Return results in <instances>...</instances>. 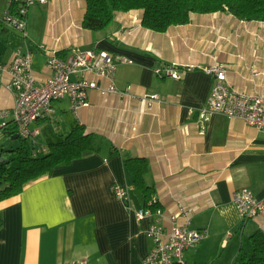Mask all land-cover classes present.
<instances>
[{"label":"crops","instance_id":"obj_1","mask_svg":"<svg viewBox=\"0 0 264 264\" xmlns=\"http://www.w3.org/2000/svg\"><path fill=\"white\" fill-rule=\"evenodd\" d=\"M7 3L0 0V19ZM85 7V0L34 5L27 14V38L10 30L0 41V63L30 50L35 74L44 81L51 75L46 65L51 52L104 51L130 60L116 68L118 89L131 86L133 94H157L162 102L147 110L129 97L89 91V106L78 116L68 99L56 102L53 119L33 125L39 143L60 142L79 125L97 136L98 150L0 202V264H142L153 243L146 235L148 221L134 216L143 200L124 157L148 161L145 182L165 214L176 213L181 201L190 210V227L206 232L185 251V264H240L252 254L250 237L264 233V216L243 221L233 193L246 187L264 198V132L218 115L201 122L198 109L213 84L203 68L214 62L226 66L232 87L264 98V22L239 21L227 12L191 14L188 24L155 33L141 26L142 12L133 10L92 32L81 27ZM158 67L174 68L179 79L157 76ZM13 107L12 93L1 85L0 109ZM47 127L50 132H44ZM113 184L128 188L130 208L111 193Z\"/></svg>","mask_w":264,"mask_h":264},{"label":"built area","instance_id":"obj_2","mask_svg":"<svg viewBox=\"0 0 264 264\" xmlns=\"http://www.w3.org/2000/svg\"><path fill=\"white\" fill-rule=\"evenodd\" d=\"M14 1L18 8L11 13L9 7ZM48 0H9L2 19L13 30L27 38L26 16L34 5H45ZM130 63L124 56L111 55L104 51L76 48L65 55L56 51L49 54L47 68L51 75L39 81L33 67V53L18 51L10 63H0V80L14 97V107L0 109V128L13 121L18 137L34 148V154L47 151L40 144L39 129L33 125L40 120H52L56 109L54 104L68 99L70 111L78 116L82 108L89 106L88 92L95 91L102 96L117 95L144 102L147 110L154 103L162 102L157 94L136 95L131 86L118 89L114 84L116 68L119 64ZM203 71L212 77L213 84L205 106L198 109V118L205 122L210 116L218 115L228 119H240L258 131L264 132V98L248 94L232 87L227 80L226 66L219 62L204 67ZM157 76L179 79L174 68H155ZM111 193L129 207V190L119 184L110 187ZM233 204L238 216L247 221L264 216V198L258 199L254 193L242 187L233 193ZM177 212L167 215L161 209L156 195H152L147 207L133 210L138 222L148 221L147 237L153 246L142 264H185V251L198 245L206 236L203 230L190 227V210L177 201ZM180 219L182 223H180ZM230 235V233H228ZM74 264H86L84 260Z\"/></svg>","mask_w":264,"mask_h":264},{"label":"trees","instance_id":"obj_3","mask_svg":"<svg viewBox=\"0 0 264 264\" xmlns=\"http://www.w3.org/2000/svg\"><path fill=\"white\" fill-rule=\"evenodd\" d=\"M85 4L81 27L92 32L106 29L117 13L133 10L142 12L141 26L155 33L188 24L191 14L227 12L239 21L264 22V0H85ZM17 8L12 1L10 12L15 13ZM10 30L13 31L1 18L0 41ZM0 132L9 138L17 135L13 121H7ZM96 139L95 134H86L82 126L76 125L60 142L45 145L47 151L42 154L35 155L31 144L20 137L16 139L20 141L19 146L0 148V202L19 195L28 184L49 176L55 168L70 165L85 153L96 152ZM122 164L142 197L143 207H147L154 194L153 188L145 182L148 161L141 157H124ZM2 224L0 212V229ZM250 241L252 254L243 256L240 264H264V233L256 231Z\"/></svg>","mask_w":264,"mask_h":264},{"label":"rangeland","instance_id":"obj_4","mask_svg":"<svg viewBox=\"0 0 264 264\" xmlns=\"http://www.w3.org/2000/svg\"><path fill=\"white\" fill-rule=\"evenodd\" d=\"M246 26L249 27V25H246ZM234 32H235V28H234ZM49 124H47V125H49ZM48 130L50 132V129H48V127H47V129H45L44 132H48ZM19 145H20L19 140H11V138L6 137L4 134H2L0 132V148L8 149L11 147H17Z\"/></svg>","mask_w":264,"mask_h":264},{"label":"water","instance_id":"obj_5","mask_svg":"<svg viewBox=\"0 0 264 264\" xmlns=\"http://www.w3.org/2000/svg\"><path fill=\"white\" fill-rule=\"evenodd\" d=\"M16 139H18V135H15V136H13V137L11 138V140H16Z\"/></svg>","mask_w":264,"mask_h":264}]
</instances>
